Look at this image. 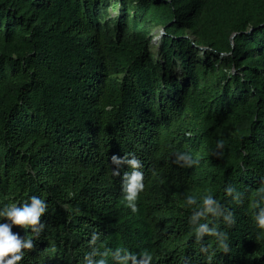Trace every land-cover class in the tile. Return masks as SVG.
I'll return each mask as SVG.
<instances>
[{"label":"trees","instance_id":"trees-1","mask_svg":"<svg viewBox=\"0 0 264 264\" xmlns=\"http://www.w3.org/2000/svg\"><path fill=\"white\" fill-rule=\"evenodd\" d=\"M113 156L142 164L135 213ZM207 195L234 213L227 253L189 226ZM32 196L21 264H85L93 234L152 264H264V0H0V209Z\"/></svg>","mask_w":264,"mask_h":264},{"label":"clouds","instance_id":"clouds-1","mask_svg":"<svg viewBox=\"0 0 264 264\" xmlns=\"http://www.w3.org/2000/svg\"><path fill=\"white\" fill-rule=\"evenodd\" d=\"M220 146H224L221 141ZM179 160L185 162L192 158L189 154H182L178 157ZM112 162L119 166L122 163H127L131 171L124 174L123 177V194L124 200L127 202L133 213L137 211L136 201L139 194L145 189L144 175L140 171L142 164L134 156L131 159L127 157L124 160L112 157ZM113 176H119V171L112 172ZM235 189L229 187L225 190L228 197H231ZM236 201H241V194L236 193ZM188 206H195L188 217L189 226L194 234L195 241L200 244L201 253L208 254L209 249L204 244V237L215 239L216 245L223 252L227 253L230 250L229 235L227 230H222L219 225L223 224L225 229H230L236 224L234 213L222 206L221 202L212 195H207L202 198V202L198 203L193 196H188L186 199ZM256 211L252 213V221L258 229L256 234L257 240L264 237V206L259 203L255 205ZM48 211V205L45 200L37 196L31 197L30 204L24 203L22 207L16 204L6 205L0 209V221L7 220L9 223L0 222V264H21L25 259L28 251L34 248L33 239L39 238L44 230V225L41 223V218ZM209 214L212 217V227L209 226ZM222 222V223H221ZM13 226H20L25 230H31V235L26 238H21L18 234L12 232ZM101 238L93 234L90 240L91 251L84 257L85 264H107L106 257L109 255L112 261L116 264H152L153 257L151 254L144 252L140 257L130 252L127 248H117L114 252L111 249L101 251ZM99 257L93 261L92 257ZM209 264H211V256H208ZM186 264V262H183Z\"/></svg>","mask_w":264,"mask_h":264},{"label":"rangeland","instance_id":"rangeland-1","mask_svg":"<svg viewBox=\"0 0 264 264\" xmlns=\"http://www.w3.org/2000/svg\"><path fill=\"white\" fill-rule=\"evenodd\" d=\"M109 14L112 16V18H115L117 16L116 12H109ZM160 33H161V31L156 30L153 34L154 40L152 42V51L154 54H157V52H158V45H159V42L162 38ZM177 75L180 77V79H182V74H181L180 70L177 71Z\"/></svg>","mask_w":264,"mask_h":264}]
</instances>
